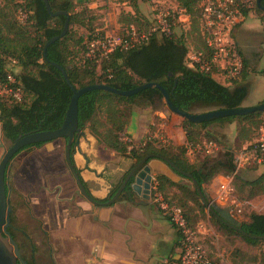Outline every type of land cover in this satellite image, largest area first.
I'll return each instance as SVG.
<instances>
[{
	"label": "trees",
	"instance_id": "16d2710c",
	"mask_svg": "<svg viewBox=\"0 0 264 264\" xmlns=\"http://www.w3.org/2000/svg\"><path fill=\"white\" fill-rule=\"evenodd\" d=\"M130 1H132L130 7L134 13L131 23L138 29L147 28L149 20L141 19L142 26L138 24L140 18L135 17L138 11V0ZM174 1L186 8L190 16V28H193L199 11L196 9L198 0ZM48 4L52 11H66L69 14V24L62 37L47 45L45 57L43 56L45 43L61 32L65 16H50L43 0H4L0 6V87L7 83L6 76L10 73L15 80L12 85L21 90L18 100L0 98V130L9 141L18 138L20 134L60 127L72 90L60 69L52 63L64 69L68 81L75 88L102 83L120 90H128L144 82H157L166 90L172 103L188 113L237 108L242 106V102L249 93L250 82L247 77L251 66L247 59L242 57L239 75L229 78V84L224 85L215 80L210 71H201L186 65L185 55L188 49L182 34L172 37L153 33L147 43L125 51L114 50L96 63L84 57L85 36L79 34L74 38L71 32L73 24L83 27L87 33L95 29L91 23L94 18H89L84 23L81 18L82 10H77V4L73 0H48ZM260 4L264 7V0H261ZM19 9L26 13V18L22 21L17 18ZM90 9L88 6L84 8L85 11ZM253 10L264 20V13L256 7V4ZM246 14L247 12H244V16ZM202 49L205 50V45ZM262 73L264 75V67ZM162 100L160 91L155 87H148L128 96L93 89L80 95L77 100V126L80 130L88 126L105 146L126 155L135 163L148 154L164 155L179 168L191 173L201 187L216 174H232L235 171V165L232 158L233 149L230 150V148L224 152L222 159L209 162L210 160H205L203 157L204 160L196 167L187 161L184 145L173 147L169 142L161 144L152 140L140 143L136 148V145H133L127 149V143L122 140V135L130 117V107L136 105L157 108ZM263 113L264 111H254L202 122H191L182 118L181 127L185 142L197 143L212 140L207 138L210 133L205 130L211 124L254 119L257 120L255 125L260 128L264 126V123L258 122V117ZM202 130L204 131L200 134ZM198 136L201 137L198 138ZM249 142L251 141L241 144L238 148ZM44 143L46 142L28 144L17 151L11 159L22 150L39 147ZM75 146L76 143L73 142L70 156ZM9 162L6 167V178ZM154 179L157 182L156 189L161 193L166 186H173L179 190L187 189L193 199L198 200L197 194L183 184L174 182L162 174L155 175ZM232 183L235 191L245 193L244 198L250 199L260 192L264 193V172L252 180L242 178L237 172L233 173ZM6 192H8L7 184ZM92 198L99 202L107 200V198L101 200ZM199 206L205 207L202 203H199ZM207 212L220 229L239 235L249 244H264V239L244 236L225 226L213 214ZM184 215L187 219L185 212ZM241 228L248 234L264 235V213L249 212L241 221ZM7 230L14 240L17 231L24 234L22 228L14 225L12 213L9 215ZM24 237H26L25 234ZM29 248L33 257L36 247L31 243ZM23 258L28 264H32V258Z\"/></svg>",
	"mask_w": 264,
	"mask_h": 264
},
{
	"label": "rangeland",
	"instance_id": "374dc122",
	"mask_svg": "<svg viewBox=\"0 0 264 264\" xmlns=\"http://www.w3.org/2000/svg\"><path fill=\"white\" fill-rule=\"evenodd\" d=\"M3 1L0 0V6ZM153 1L156 0L137 1L138 11L135 13V17L140 18L138 24H143L141 19L149 20ZM159 1L175 2L174 0ZM202 1H197L196 9L199 10ZM131 2L130 0H84L82 2L76 1V4L77 10H82L81 18L84 23L87 22V19L94 18L91 22L94 28L104 30L107 33H115L133 22L134 13L130 7ZM85 6L91 9L85 11ZM251 11L253 12V9ZM196 21L193 28H190V22L188 24L182 23L176 27V34H182L188 51H194L201 47V38L199 37L201 31L198 32L199 15H197ZM71 32L74 38L79 34L85 36L87 34L83 27L75 24L71 26ZM261 55L263 56L261 63L248 71L251 87L247 97L242 102V106H252L264 100L262 98L256 102V99L264 92V75L262 73L264 47ZM216 78L224 83L229 82V78L223 74H216ZM130 108L131 112L136 109H144V107L136 105H132ZM162 108L166 111L167 115L164 120L167 122H171L172 118L182 121V117L169 111L163 100L157 105V109ZM148 109L154 110L156 108L148 107ZM263 114L259 115L258 122L263 121ZM98 115L99 117L102 116L100 113ZM155 120L156 122L150 125L152 127L150 130L156 134H162L160 126L157 125V122L161 120L157 117ZM255 122L257 120L252 119L251 121H232L231 123L209 125L205 128L210 133L207 138L219 145V151L207 156L201 154H197V157L195 155L193 158L185 156L187 161L196 167L204 158L210 160L209 162L222 159L228 148L233 149L234 154L240 149L238 146L252 141L258 136L259 128ZM203 131H200V134ZM148 134L153 133L149 132ZM164 137L173 147L181 145L172 143L171 139ZM200 137L198 136V138ZM58 141L61 143L57 146L56 142ZM129 141L132 142L130 139ZM139 142L136 143L135 148L140 145ZM125 143L128 142L125 141ZM63 149L64 141L57 139L46 142L39 147L22 150L11 159L7 168V195L13 223L22 228L26 236L24 237V234L17 231L15 241L22 250V256L26 259L32 258L36 264H64L61 261L64 260L67 250H70L72 245L71 240H66L64 217L70 213H81V206L88 202L82 196L75 194L77 186L65 163ZM2 154L3 147L0 156ZM118 155L127 157L119 153ZM262 172H264V161L260 164L245 163L237 170L239 175H243L248 180L257 178ZM180 181L189 188V182L185 179H180ZM161 194L166 201L183 208L188 224L196 231L206 253L216 264H264V244H249L239 235L220 229L210 218L207 209L205 207L200 208V200H194L187 189L179 190L173 186H166ZM234 195L237 199L236 208L240 209L236 217L238 220H244L251 211L264 213L263 192L250 199L244 198L246 194L242 192L234 191ZM208 197L217 205L226 206L214 198ZM158 211L160 210L158 209ZM31 243L36 247L33 257H31L29 248ZM55 259L59 263H56Z\"/></svg>",
	"mask_w": 264,
	"mask_h": 264
},
{
	"label": "crops",
	"instance_id": "0c3cea01",
	"mask_svg": "<svg viewBox=\"0 0 264 264\" xmlns=\"http://www.w3.org/2000/svg\"><path fill=\"white\" fill-rule=\"evenodd\" d=\"M73 1L76 3V1L84 0ZM198 27L199 32L200 26ZM199 37L201 47L196 50L202 49L205 45L200 32ZM233 38L241 57L247 59L249 66L251 68L258 66L263 59L261 54L264 47V20L254 10L249 11L233 29ZM216 74L221 73L217 69L211 72L215 80L224 85L229 84V82L219 81ZM247 80L250 82L249 76ZM262 98H264V92L260 94L256 102ZM166 115L163 108L136 109L131 112L124 135H127L134 144L143 140L149 132L155 135L156 133L150 130L152 128L150 125L156 122L155 117H157L161 120L157 122L160 132L164 133L163 135L169 140L171 139L172 143L183 145L185 135L180 120L172 118L171 122H167L164 120ZM1 136L0 130V142ZM59 139L64 141L63 138ZM60 143L58 141L56 145ZM1 150L0 146V152ZM71 159L87 192L99 200L105 198L108 200L125 174L135 164L133 159L120 156L116 151L105 146L89 130L88 126L83 129V134L76 143ZM148 164L153 171L152 178L157 174H162L174 182H181L182 178L175 176L160 160L152 158ZM238 169L236 168L233 173H236ZM226 176L216 174L202 185L206 194L212 199L215 197L218 184ZM240 176L245 178L243 175ZM111 191L112 194L109 195ZM142 194L143 187L139 186V193L136 196L141 198ZM125 195L126 191H123L117 201L109 206H95L87 202L86 205L81 206V213L65 215L66 240H71L72 245L61 262L64 264H159L162 257L177 251L179 234L166 218L167 216L151 203L150 222H148L135 204L128 201L122 202L126 198ZM54 261L59 263L56 259Z\"/></svg>",
	"mask_w": 264,
	"mask_h": 264
},
{
	"label": "built area",
	"instance_id": "2783aa9c",
	"mask_svg": "<svg viewBox=\"0 0 264 264\" xmlns=\"http://www.w3.org/2000/svg\"><path fill=\"white\" fill-rule=\"evenodd\" d=\"M255 0H203L199 6L200 31L205 44L204 49L188 51L185 55V63L196 67L201 71L217 69L218 72L228 78H235L242 68V57L233 38V29L244 19V12L253 9ZM17 18L24 20L25 11L19 9ZM190 22V16L186 8L176 2L153 1L150 11L149 25L145 29H138L130 23L118 32L107 33L101 29H93L88 32L84 40V57L99 63L114 50L125 51L136 48L148 42L151 34L174 36L176 27ZM12 63H15L12 61ZM7 83L0 87V98L18 100L21 96L19 87H14L12 74H7ZM264 123V114H263ZM122 140L130 149L136 143L129 141L127 135H122ZM166 143L163 134H147L138 144L145 141ZM185 156L193 158L197 154L203 156L217 153L219 145L212 140H203L197 143L184 142ZM235 169L245 163H262L264 158V126L259 128L258 136L242 146L232 154ZM233 175H227L221 181L216 190L214 199L226 205L230 213L237 217L239 208L234 196ZM157 182L152 178L150 185V201L165 216L179 233L178 249L174 254L164 256L159 264H214L200 243L197 233L193 230L184 215L183 209L166 201L161 192L156 189Z\"/></svg>",
	"mask_w": 264,
	"mask_h": 264
},
{
	"label": "water",
	"instance_id": "95a60500",
	"mask_svg": "<svg viewBox=\"0 0 264 264\" xmlns=\"http://www.w3.org/2000/svg\"><path fill=\"white\" fill-rule=\"evenodd\" d=\"M260 1L261 0H255V4L256 7L262 10V12L264 13V7L261 6ZM43 3L50 16H65L61 32L58 35H55L47 40V42L45 43V46L43 48V56L45 57V50L47 45L62 37L66 33L69 24V14L64 10L52 11L48 4V0H43ZM52 64L60 69L66 82L69 84L72 90V94L69 99L68 106L60 127L51 130L35 131L23 135L20 134L18 138L12 141H9L3 135L1 136L0 146L3 147V154L0 156V264H28L27 261L22 257V250L19 248L18 244L12 238L10 232L7 230V227L9 226V215L11 213V207L9 205L8 195L6 192L7 164L12 156L22 147L31 143L49 142L59 138H63L65 140L63 155L65 163L77 186L75 194L82 196L92 205L109 206L117 201L118 197L123 194V191H126V198L123 199L122 202L125 203L128 201L135 204L138 209H140L144 214L146 220L150 222L149 209L151 208V201H149V192L153 171L151 170L148 163L150 159L156 158L163 162L175 176L185 179L187 182H189V188L197 194L198 199L205 206L207 211L213 214L216 219L219 220L222 224L237 232H240L244 236L253 239H264V235H252L244 232L241 228V221L234 217L227 207L219 206L211 201L205 190L198 184L191 173L182 170L164 155L148 154L142 157L129 169V171L121 180L115 192L105 202H99L90 196L85 186L83 185L80 176L71 161L70 156L72 143H77L79 137L83 134V130H80L77 126V100L80 95L93 89H101L119 95L128 96L131 94H135L145 88L155 87L160 91L163 97V101L169 111L191 122H202L218 117L244 115L254 111H264V100L252 106H240L237 108H224L199 113H188L180 110L176 105H174L170 100L166 90L157 82H144L128 90H120L112 85L102 83L90 84L80 88H75L68 81L64 69L56 63ZM169 75L171 74L169 73ZM139 186L143 187V194L141 198L136 196L137 193H139Z\"/></svg>",
	"mask_w": 264,
	"mask_h": 264
},
{
	"label": "flooded vegetation",
	"instance_id": "af4514ba",
	"mask_svg": "<svg viewBox=\"0 0 264 264\" xmlns=\"http://www.w3.org/2000/svg\"><path fill=\"white\" fill-rule=\"evenodd\" d=\"M32 264H36V262L33 261Z\"/></svg>",
	"mask_w": 264,
	"mask_h": 264
}]
</instances>
